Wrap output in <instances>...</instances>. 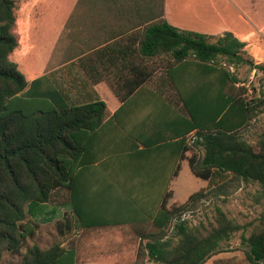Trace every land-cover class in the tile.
I'll return each mask as SVG.
<instances>
[{
  "label": "crops",
  "instance_id": "crops-1",
  "mask_svg": "<svg viewBox=\"0 0 264 264\" xmlns=\"http://www.w3.org/2000/svg\"><path fill=\"white\" fill-rule=\"evenodd\" d=\"M70 3L66 17L56 18L53 29L65 37L63 44L46 54L42 72L27 83L44 76L43 86L57 94V100L105 103L110 115L98 128L81 133L83 151L71 188L65 189L75 227L84 233L69 248L75 250L76 261L82 253L78 247L93 250L85 264H135V253L125 249H137L147 242L146 235L158 230L153 217L163 205H174L175 199L167 195H177L176 185L184 184L186 174L192 173L193 131L183 98L201 107L214 90L215 102L222 94L221 84L210 65L193 59L172 65L144 59L137 51V29H127L125 12L111 10L120 5L101 0H76L69 7ZM257 9H264V0H164V18L172 26L205 34L209 40L230 32L244 42V55L254 60L250 67L264 63V10L260 14ZM43 21L32 22L30 38L41 37ZM144 69L150 75L142 82ZM255 74L252 69L248 83L236 74L233 96H247L255 86ZM133 86L123 99L114 92L115 88L125 95ZM257 92L264 96V83ZM258 114L242 131L256 122ZM70 195L89 226H82L73 212ZM224 244L204 264H237L238 259L249 264L246 246L241 251ZM104 247L119 250L103 252Z\"/></svg>",
  "mask_w": 264,
  "mask_h": 264
},
{
  "label": "trees",
  "instance_id": "trees-1",
  "mask_svg": "<svg viewBox=\"0 0 264 264\" xmlns=\"http://www.w3.org/2000/svg\"><path fill=\"white\" fill-rule=\"evenodd\" d=\"M101 1L120 5L111 10L126 13L127 29H137V51L144 59L162 58L170 65L193 59L210 65L222 91L215 102L214 90L210 91L208 102L201 107L183 98L193 131L191 172L207 182L206 188L191 194L181 205L160 208L153 217L158 232L144 237L148 240L137 247L135 264H204L239 231L241 243L248 248L246 261L264 264V131L255 147L242 136L246 122L262 112L259 108L264 100L233 96L231 85L239 79L216 64L219 57L233 67L247 63L243 57L245 43L230 32L210 42L205 34L172 26L164 18V0ZM15 8L14 0H0V259L5 252L19 253L26 238L34 235L37 225L23 223L26 207L48 202L58 189L70 190L83 151L81 133L98 128L110 115L98 99L83 103L57 100V94L43 86L44 76L28 85L17 63L10 59L19 44L13 32ZM250 68L264 76V63ZM149 75L144 69L142 82ZM136 87L127 88L125 95L115 88L114 92L123 99ZM242 183L259 186L255 202L263 206L248 236L243 235L246 225L228 218L217 205L212 221L206 224L191 226L181 219L183 213L197 209L205 200L229 196ZM73 200L70 195L73 212L82 226H89ZM169 227L170 236L166 233ZM76 262L73 248L53 243L45 249L31 245L15 264Z\"/></svg>",
  "mask_w": 264,
  "mask_h": 264
},
{
  "label": "rangeland",
  "instance_id": "rangeland-1",
  "mask_svg": "<svg viewBox=\"0 0 264 264\" xmlns=\"http://www.w3.org/2000/svg\"><path fill=\"white\" fill-rule=\"evenodd\" d=\"M76 0H14L15 2V15L16 22L13 28V32L18 38V47L10 55V59L17 63L19 71L23 74L26 81L29 82L36 74H40L43 70V61L47 58V55H51L55 48L61 47L63 44L64 36L55 35L53 30L55 27L56 18H65L68 13V3L71 7ZM264 9H257L261 14ZM182 12V11H181ZM183 13H177L176 16L183 17ZM36 19H43L39 32H41V37H33L28 32V28L32 26V22ZM41 21H38L39 23ZM39 25V24H38ZM34 31H32V34ZM42 36H46L44 39ZM50 36V37H49ZM37 38V39H36ZM67 38V36H66ZM215 37L210 39V42L215 41ZM25 49V50H24ZM47 54V55H46ZM247 63L240 64L238 66H230L224 58L219 57L217 61L218 66H224L229 71L233 72L235 75H240V79L248 83V77L251 74V68L249 66V61L254 62V60L249 59L245 56ZM157 62L166 61L165 59L158 58L155 59ZM264 77L259 72L256 71L254 76L255 86L252 88L251 92L248 93L246 97H253L255 99H263L264 96L258 94L257 89L264 83ZM263 89L260 91L262 92ZM260 107L259 110L262 111ZM264 111V110H263ZM264 131V115L260 112L258 118L253 125L244 131H242V136L251 145L255 147V143L259 134ZM186 174L187 177L184 179V184L176 185L177 195H170L171 199H175L174 205H181L184 200L189 195L199 191L204 190L202 188L206 182L200 178H197L192 173ZM259 190V186L256 183H242L240 188L227 197H219L212 200H205L199 204L197 209L190 212H185L181 215V219L188 222L189 225H198L199 223H207L212 221L214 206H219L227 215L228 218L232 219L234 222L246 225V230L243 233L244 236H248L251 230L257 225V219L262 211V202H255L256 193ZM69 195H66V190L64 188L54 191L48 202L39 204L37 206L26 207L27 216L23 223L36 224V230L33 236L27 237L23 247L19 253L11 254L8 252L3 253L0 264H15L17 263L25 253L26 249L33 244H36L40 248H48L53 243H59L64 247L69 248L73 245L77 239L82 240L84 233H80L77 229L72 218V211L69 206ZM70 227H68V226ZM158 232H154L155 234ZM167 235H171V227L167 229ZM241 234L242 232L235 233L230 242L237 243L238 246L234 244L227 243L226 245L231 246L232 249L241 250L245 248V245L241 244ZM131 238L138 240V236L131 234ZM176 241V238H173ZM225 245V244H224ZM79 248L81 249V257L78 259L77 264H85L89 255L88 253H93L90 248ZM111 250H119V248L104 247L101 251L107 252ZM126 253H136V248L125 249ZM88 255V256H87ZM130 256V255H129ZM239 260V259H238ZM237 260V264L240 262ZM80 262V263H79Z\"/></svg>",
  "mask_w": 264,
  "mask_h": 264
}]
</instances>
